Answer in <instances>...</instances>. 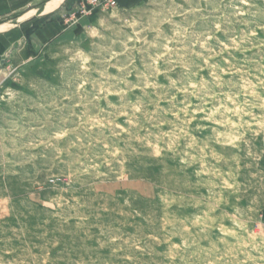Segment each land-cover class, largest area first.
<instances>
[{"label": "rangeland", "instance_id": "374dc122", "mask_svg": "<svg viewBox=\"0 0 264 264\" xmlns=\"http://www.w3.org/2000/svg\"><path fill=\"white\" fill-rule=\"evenodd\" d=\"M42 1L0 57V264H264V0Z\"/></svg>", "mask_w": 264, "mask_h": 264}, {"label": "crops", "instance_id": "0c3cea01", "mask_svg": "<svg viewBox=\"0 0 264 264\" xmlns=\"http://www.w3.org/2000/svg\"><path fill=\"white\" fill-rule=\"evenodd\" d=\"M38 1L39 0H0V57L7 54L9 46L7 44L11 39V35H14L17 32L19 33V30L21 32L22 29L28 27L29 24L31 25L32 22L40 20V15H42V17L47 16L44 11L40 15H33L28 19L21 20L17 27L12 24L16 23L18 19L20 20L24 18L26 13L34 11L35 7L40 5L37 4ZM42 2H44V7H47L49 6L48 4L53 3L54 0H43ZM62 2L61 5L66 3L64 1ZM53 24L54 22H50L48 26H54Z\"/></svg>", "mask_w": 264, "mask_h": 264}, {"label": "built area", "instance_id": "2783aa9c", "mask_svg": "<svg viewBox=\"0 0 264 264\" xmlns=\"http://www.w3.org/2000/svg\"><path fill=\"white\" fill-rule=\"evenodd\" d=\"M113 4L115 3V2H112Z\"/></svg>", "mask_w": 264, "mask_h": 264}]
</instances>
